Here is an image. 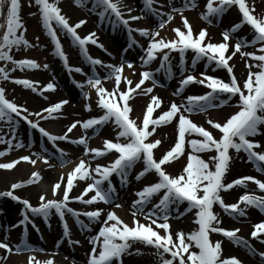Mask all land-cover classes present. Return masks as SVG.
<instances>
[{"label": "snow or ice", "instance_id": "snow-or-ice-1", "mask_svg": "<svg viewBox=\"0 0 264 264\" xmlns=\"http://www.w3.org/2000/svg\"><path fill=\"white\" fill-rule=\"evenodd\" d=\"M89 2L92 5L89 11L97 14L101 23L107 19L113 28L118 26L126 28L131 41L128 48L139 44L132 36L134 31L141 37L147 38V46L140 45L144 53L139 57L142 67L139 72L140 78L133 87V80L124 75L125 65L135 71L133 61L122 57L120 64H113L89 55L86 47L89 43L105 52L107 49L99 42L94 31L81 36L78 29L86 23V20L70 23L58 6V0H27L29 6L34 5L37 8L42 27L54 44V55L63 61L64 66L70 71L73 70L68 64L66 52L63 50L54 24L70 37L73 45L79 47L84 58L93 66L92 74L88 75L84 83L94 89L97 97L95 106L102 111V114L90 116L82 121L74 120L62 135H54L42 127L38 120L58 117L63 106L68 103L67 100L61 99L32 113L25 105L7 98L6 89L0 86V121L7 123L11 133L6 141L7 134L0 135V143H7L10 149L15 140V148L25 147L23 141L17 138V125L23 120L29 128L37 129L43 137L57 146L62 167L70 161L65 159L67 154L64 149L58 147V141L69 140L73 144L84 145V156H88L87 161L84 158L79 159L66 175L60 173V178L51 184V198L45 192H41L39 203L36 205L15 194L13 190L20 188L21 184L13 183L10 190L0 191V197H8L24 205L21 210L22 219L18 224L31 223L35 228L32 216H41L47 222L54 210L63 224V237L68 238L70 244L79 245L81 243L79 240L71 239L70 228L65 219L66 214H71L81 228L89 231L92 222L102 221L95 234L88 238L91 247L85 254L86 264H123V257L132 254L130 250L136 243L155 248L156 264H243V261L236 256L222 257V242L212 241L210 233L223 234L231 241L250 248L264 260V251L257 252L243 237L238 236L239 228L222 226L221 217L214 210V205L218 204L225 213L233 216L247 215L248 207H255L264 212V195L245 191L234 203H226L222 196V192H227L234 186L247 187V181H254L260 190H264V181L253 176H242L226 181V174L229 173L235 158L230 150H235L236 154L244 152L247 160L255 163L257 170L264 171V150H260L264 148V144L256 139L258 136H264V12L257 13L256 0H206L205 11L200 15L208 23H212V17L217 19L222 17L230 6L238 8L241 15L238 22L222 32L223 39L220 42H212L206 28L194 32L193 26L183 15H181L182 27L185 30L181 27L171 29L175 33L172 38L161 35L160 30L165 29V26L173 20L172 12L182 14L187 8H196L197 0H184L182 7H173L170 13H159L153 8L155 0H144V6L149 12L161 16L155 29L148 27L134 29L130 21H137L143 17L132 15L134 9L127 6L124 0H75L80 7H86ZM261 2L264 3V0ZM21 10L22 0H0V18L3 19V23L0 24V29H3L0 35V61H11L19 68H40L41 65L33 59L14 60L13 55L10 54L13 48L18 49L22 45L25 48L44 47L39 44L38 37L36 44H30L25 38ZM29 15H37V13H29ZM163 16H167V19H163ZM243 25L250 26L251 39L235 35ZM233 38L235 42L231 43ZM247 47H252L254 50L244 51L243 49ZM188 50L194 53L191 71L185 63V53ZM123 51L126 52L127 48ZM172 52H178L180 55L181 73L188 72L179 81V87L173 92V96H180L185 87L192 83L204 85L209 91L203 94H190L179 102L172 100L166 108H162L163 100L152 93L160 84L157 73H166L167 79H171L173 75ZM237 53L244 58L247 69V75L243 79L234 74V66L230 63ZM157 58H159V66L154 70L149 68L148 66ZM202 60L205 61L206 67L214 64L216 68L226 69L229 79L226 81L206 72L199 73V76L193 74L197 62ZM96 65L105 68L107 74L103 77L97 74ZM43 67L47 68L48 65L44 64ZM74 71L82 73L83 69L75 67ZM0 75L4 79H9L8 72L3 67H0ZM109 79H114L111 90L102 82ZM146 81H151V86H145ZM15 82L37 91L29 79L15 78ZM84 83L77 82V86L83 89ZM124 84L128 87H123ZM45 88L55 90V84L49 82ZM149 94L152 95L143 110L142 119L139 116L133 117L131 113L134 107L130 103L131 99L137 95ZM83 95L88 99L90 93L83 92ZM234 98H237L233 105L236 110L222 120L208 117L206 123L210 128L190 118L196 113H206L209 109L228 106ZM92 107L91 103L85 104L86 111H91ZM157 110H159L158 114L154 115ZM33 115L38 120L30 119ZM108 123L114 126L115 138L104 139L103 148H90L83 135L78 139H71L69 136L78 124L87 130ZM170 124H175V141L157 157L154 150L162 146V139L154 138L153 134L157 132L158 126ZM93 134L95 135V132ZM27 147L31 148V143ZM6 151L8 149L0 151V157L5 156ZM89 153L92 155L89 156ZM209 153L207 159L202 155ZM32 155L39 157L48 167H53L48 163V156L42 155L41 152ZM106 155H114V159L106 164L97 162L93 166L92 161ZM181 159H184L185 163L178 174L166 170L170 164L179 163ZM18 161H30L33 165L37 163V160L32 159L30 155H22L11 162L0 163V169H11ZM140 161L143 166L137 172L136 179L141 180L149 174H154L156 179L145 183L136 191L137 199L132 202L131 223L125 222L112 208L105 210L94 206L98 202H103L110 206L114 205L117 209L120 208L122 205L115 203L116 188L111 177L116 175L122 183H126L129 172ZM31 177L33 179L23 183H33L34 179L40 178V173L33 172ZM80 181L85 183L83 190L78 195H71ZM155 196H159L158 201L146 210V206ZM73 200L94 207L89 210H77L70 207L69 202ZM185 203L187 206L183 211H179L180 206ZM173 210L179 217L194 213L193 224L196 227L190 231L180 229L173 232L170 223ZM81 215L87 217V224L80 219ZM140 217H143V220ZM15 227L16 225H9L8 229ZM261 234H264V221L256 223L251 232V236L258 240L261 239ZM57 243L59 244V241ZM0 249L6 250L7 253L13 252V249L18 253L45 251L42 248L36 249L27 240H21L20 243L10 246L7 239L0 240ZM135 251L137 254L140 253L138 248ZM27 264H41V262L34 254H30ZM42 264H54V260L49 257ZM73 264H75L74 259Z\"/></svg>", "mask_w": 264, "mask_h": 264}, {"label": "bare ground", "instance_id": "bare-ground-1", "mask_svg": "<svg viewBox=\"0 0 264 264\" xmlns=\"http://www.w3.org/2000/svg\"><path fill=\"white\" fill-rule=\"evenodd\" d=\"M27 1V0H26ZM198 1V0H197ZM129 1H125V4L127 6H130L134 9L133 12H136L140 7V1L139 0H133L132 4H127ZM90 3V2H89ZM91 4V3H90ZM184 3L180 2L179 0H155L153 7L155 10H157L159 13H167L170 10H172V6H175V8H180L182 7ZM257 4V13L264 12V3L261 2V0H256ZM27 10H28V4H26ZM192 11H189L188 9L185 10L182 14L184 16L189 17L190 19V24L193 26L194 32H198L201 28H206L208 30V34L212 39V42H217V41H222L220 38V28H215L211 26H207V23L204 22V20L201 18V12L205 11V7L202 4L201 7L199 8H190ZM26 10V11H27ZM144 13H146L147 16H153L157 17L158 14H151L148 10H143ZM75 11L68 12L65 16L67 18H72L74 17ZM172 12V11H171ZM181 13H176L172 12L173 15V20L169 22L168 25L165 26V29H161V35H163L165 38H172L174 37L175 33L171 30L176 27H181L182 30L183 27L181 25ZM28 16L29 15L28 13ZM94 16L95 13H91L89 15L91 22L87 25H84L82 28H88V26H92L94 23ZM197 16H199L197 18ZM238 14L234 10V8H228L226 13H223L222 17H220L219 21V27L224 26V24L227 22V20H230V18L237 17ZM36 23V27L40 29L42 25L38 24L41 22L39 15H35L34 19H32ZM131 25L133 28H139V27H148L151 29V23L148 22H142L141 20H138V22L135 23V21H130ZM42 24V22H41ZM100 28V32L96 34L98 37V40L100 43H102L105 48L107 49V52L102 50L100 47L96 45H92L91 50L96 52L99 55L100 60L108 63H113L114 60H121L123 57L124 59H134L136 62L133 64V68L135 71L133 72L130 70L128 73L124 74L127 75L129 79L133 80V85L135 84L136 80L138 79L137 76V71L139 72V69L142 70L141 67V61L139 59V49L137 45H133L132 47L128 48L127 51H122L123 46L121 45L123 41L126 42L127 36L125 35L124 29H121L119 26L116 28H113L111 25L106 26L105 24H99L98 22L95 24ZM94 28V27H93ZM43 27L41 28L42 32ZM40 32V33H41ZM45 33V30H44ZM42 34V37L38 36V31L36 30L34 40L37 42V37L39 38V44L44 45V47H39L36 46L35 50L30 49L28 53L30 55H24V56H19L18 59L21 58H26L29 59L30 57L33 58L35 61L38 59H41L42 56L47 59V63L49 62L50 64H47L48 67L44 68L43 65L40 68H37V73L38 75L41 76V81H53L55 84L56 89L51 90V97L52 93L54 94L53 97L59 95L60 98H58L57 101L61 99H66L68 103L63 106L61 109V114L56 117V118H48L46 120H53L54 124L56 125L55 127H45L46 120H38L37 117L30 116V119L33 120H38L40 125L47 129V131L51 132L54 135H62L64 128L63 127L65 121L67 118L71 117H81L82 114H95L98 112V109L95 106V99L94 96L89 95L88 99H85L84 96H80V87L79 89H74L76 87H73L72 82L66 77L63 76L61 73V68L57 66V64L54 63V58L52 57L53 49H52V41L49 39V36L45 34ZM236 36H242V37H247L248 39L250 36H248V33H241L238 32L235 34ZM134 36L135 39L138 42H147V38L141 37L137 32L134 31ZM207 39V38H206ZM63 41V40H62ZM233 41L235 42V38H233ZM124 42V43H125ZM231 41V43H234ZM91 44V43H89ZM125 45V44H123ZM247 49V48H246ZM52 50V51H51ZM250 51V50H246ZM108 53H111L109 55ZM68 57L72 61L73 57H71L70 53H67ZM177 54V53H176ZM187 52L185 53V56L187 57ZM78 58V57H77ZM157 58L155 61H153L148 67L151 69H156ZM171 59H172V64H173V75L171 79H167L166 75L163 77L161 73H157V79L160 81L159 86H156L154 88V91L152 94L158 95L162 100L163 104L161 105L162 108H166L167 105L172 101L176 100L179 102L181 99L187 96L184 93L182 94V97H174L173 96V88L176 87L177 80H179V75L181 74L180 71V62L176 61L175 54L172 52L171 53ZM57 63L59 62V58H56ZM80 68L83 69L82 73H78L74 71L73 68V76L76 78L80 76V74L84 76H88L92 73V67L89 66L87 63H85L84 59L79 58ZM185 63L189 71L192 70V58L185 59ZM231 64H233L235 69L234 71L238 73L237 77L242 79V75L244 74V77L247 75V69L245 68V63L243 58L240 56L239 53L236 54V56L233 57V60L230 61ZM120 64V63H118ZM75 65V64H74ZM98 68V71L101 73L100 75L105 76L107 74L106 69L100 67L99 65H96ZM97 71V70H96ZM196 71V72H195ZM201 71H208V72H213V73H222L221 68H216V66L213 64L211 66H205V61H199L197 62L195 66V70L193 74L198 75V73H201ZM198 72V73H197ZM187 75L188 72H185ZM33 80V79H32ZM31 80V81H32ZM35 87L34 81H32ZM104 85L111 90L114 84V79H109V80H104L102 81ZM148 81L145 82V86H150L147 84ZM47 83H43V85H46ZM124 87V85H123ZM36 88V87H35ZM175 89V88H174ZM22 91L12 97V89L9 90V94H7V98L9 99H14V101L18 104H23L25 105L30 112L35 113L37 111H40L41 108L43 107V103H45L44 99L45 96L41 95V91H33L32 88H26L25 86ZM82 90V89H81ZM186 90L188 92H192L190 94H203L209 89H207L204 85H199L196 83L189 84L186 87ZM147 96L145 95H137L134 96L130 103L134 107V111L131 113L133 117L139 116L142 119V113L143 110L146 108V105L150 99V95ZM80 98L81 97V102L78 104H74L73 101H70L71 98ZM235 99L234 98L228 106H224L221 108H216L212 110H208L206 113L203 115H198L193 114L191 116V119H194V121H197L198 123L203 124L205 127H209L206 123V119L208 117L217 119V120H222L224 119L227 115L231 114L233 111L236 109L233 107L235 104ZM56 101V102H57ZM91 103L92 104V110L91 111H86L85 110V104ZM159 110H157L154 115L158 114ZM72 120H69L71 122ZM18 131H17V138L21 139L27 147L29 143L32 144V146H37V143L39 144L40 142V136L38 133L37 129H32L29 128L27 123H25L23 120H20L19 124L17 125ZM62 129V130H61ZM211 130V129H210ZM86 132V131H85ZM88 136L92 137L95 135H106V137H112L114 133V128L111 125H104L101 128H96V129H87ZM7 134V135H5ZM0 135H5V141L11 136V133L9 132V128L6 122L0 121ZM77 135L76 128L69 133V136L71 139H78L79 136ZM154 138H160L162 139V146H158V150H154V154L160 152L163 148H165L166 145L171 144L173 140H175V124H170V125H161L158 126L157 132L153 134ZM87 139V138H86ZM256 139L261 140L262 144H264V136H258ZM91 143V148H103L102 142L104 141V138L99 139L97 136L94 137V139H87L88 142ZM15 140L13 143V146L9 149V146L7 143H0V151H4L5 149H8L6 151L5 156L0 157V163H8L11 162L14 159H18V157L22 155H26L24 152H22L20 149L21 148H15L14 147ZM57 145L59 148L64 149L65 153L67 154L65 156V159L70 161V163L65 164V168H63L60 171H54L53 168L60 164V156L58 154H55L56 152L51 148V147H46V151L44 149V154L49 157L48 163L53 165V167H48L47 164L43 161L40 164V169L39 173L43 178V181L47 184L45 187L38 188L35 186L34 182L31 184H24L23 182L29 179H33L31 177V173L27 170L28 165L27 163H30V161H18L16 165L13 166L11 169H0V191H6L11 189V185L13 183H18L21 184L22 186L20 188L14 189L13 191L15 194L21 196L22 198L30 200V202L33 205H36L39 203V194L41 192H45L49 198H51V184L54 183L57 179L60 178V173H64L65 175L67 172H69L75 165V163L79 162V159L84 158L86 161L88 160V156H84V145L80 144H73L69 140L65 141H58ZM20 151V152H18ZM39 151V150H38ZM231 154L235 157L234 160L231 163L230 166V171L229 173L233 172H243V175H238L239 177L241 176H248V174H252L253 177H256L262 181H264V171H259L257 170V167L254 162H249L247 158L242 157V151L239 154L235 153V150H230ZM92 154L89 153V156ZM205 159H207V156L209 154H202ZM114 159V155H107L104 157H98L95 161H92L93 166L95 163H101V164H106L110 160ZM185 163L184 159H181L179 163L173 162L167 167V171L170 173H175L178 174L182 170V165ZM61 165V164H60ZM113 180V184L115 185L116 188V195L117 199L116 201L120 200L122 201L121 204L123 205L125 209H122L121 207L118 209L112 208L117 212V214L125 220V222L131 223L132 221V215L129 209L132 208V204H130L126 197L129 196V194L132 192L133 188L142 182L143 180H137L133 174L128 175V180L126 183H122L121 179L113 175L111 177ZM90 182V181H89ZM247 187L245 186H235L231 190H228L227 192H222L223 197L225 199H229L230 201H235L238 194L244 193L245 191L248 192H253L256 195H264V193L258 188V186L255 184L254 181H247ZM145 184V183H144ZM142 184V185H144ZM85 186V183L83 181L79 182V186L74 189V191L71 193V195L75 196L78 195L82 190L83 187ZM106 187V185H105ZM121 192L125 194L126 196L123 197L121 195ZM0 199H3V211L0 213V237L5 240L7 239L11 244H16L20 243L21 240H27L31 245H33L36 249H44V252H39L36 251L34 253H29V252H16L15 249H13V252L7 253L5 250L0 249V263L1 264H27L28 261V256L30 254H34L38 260L41 262L48 259L51 257L54 260V264H73V259L75 261V264H86V258L83 255V250L84 249V244L86 241H88L89 234L91 231L94 230L95 225L99 223L100 221L92 222L90 228L91 230L83 229L81 226L78 224L76 226V221H74L73 216L71 214H66L65 219L68 222L69 228H70V234H71V239L74 240H79L81 243L79 245H74L75 248V253H71L68 251L67 248L60 247L56 251H54L56 248L54 247H48L45 243V241L50 242L53 238L61 239L63 238V231L60 227L59 220L57 217L55 218V213L53 210V214L49 217V225L46 227L45 225H42V233L41 235H37L34 231H30L28 229L24 230L22 227L18 228L17 226L15 228H11L10 230L8 229L9 225H16L15 220H13V213L23 209L24 205L22 203H19L15 200H12L11 198L8 197H0ZM116 203V202H115ZM70 207L77 209V210H89L90 208L94 206H98L100 208H103L104 206H108L107 204H104L103 202H98L97 205L94 206H86L83 205L82 203L78 201H70L69 202ZM187 204L185 203L182 206H186ZM243 206V205H242ZM147 208H150L149 205L146 206ZM109 209V208H108ZM107 209V210H108ZM247 215L245 216H233L230 215L229 213L226 214H218L221 217V222H226L230 226V228H239L240 232L238 233V236L243 237L248 244L251 245V247H254L257 252L264 250V234H261V239L258 240L254 237L251 236V232L253 231V228H251L248 223L245 224V222L239 223L240 220H247L250 219L251 217L259 218L261 219V216H264V212L260 211L259 209L255 207H248L246 209ZM193 213L186 214L183 217H179L178 213L173 210L172 218H171V226H172V231L175 232L176 230L183 229L185 231H190L192 230V225L193 220H192ZM59 218V217H58ZM80 219L84 221L85 224L88 223L87 217H84L81 215ZM141 220H143V217H140ZM58 220V221H57ZM264 220V218H263ZM196 226V225H195ZM155 227V226H154ZM162 231V230H161ZM44 240V241H43ZM217 241V240H215ZM222 253L225 251H232L236 257L240 258L243 261V264H259V256L255 252H252L250 248L245 247L243 244H237L229 239H226V241L222 240ZM136 248H133L131 250L132 254L128 255L130 263L134 264V262H139L140 264H149L153 260V253H136ZM15 251V252H14ZM250 251V252H249ZM248 252V253H247ZM136 260V261H135Z\"/></svg>", "mask_w": 264, "mask_h": 264}, {"label": "rangeland", "instance_id": "rangeland-1", "mask_svg": "<svg viewBox=\"0 0 264 264\" xmlns=\"http://www.w3.org/2000/svg\"><path fill=\"white\" fill-rule=\"evenodd\" d=\"M205 2V0H199L198 1V3H204ZM26 4H28L27 3V1L26 0H22V10H21V17H22V20H23V22H24V26H25V31H24V35H25V38L30 42V44H35V40H34V37H36L35 36V32H36V30L38 31V36L39 37H42V34L44 33V29H42V32H41V28H42V26L40 27V29H38L35 25H36V23L32 20V17H30V16H28V14H27V11H29V12H31V13H34V12H37V8L33 5V6H29L28 5V10H27V6H26ZM58 6L61 8V11H62V13L64 14V15H66L68 12H71L72 10L73 11H75L74 13H75V15H74V17L72 16V18H68L69 19V21H70V23H75L77 20H81V19H83V17L85 16V14L86 15H88V17H89V15L92 13L91 11H89V9H91V7H92V5L90 4V3H88L87 4V6L86 7H80V6H77V4L75 3V0H58ZM141 6H142V4H141ZM143 8V7H142ZM27 10V11H26ZM137 16H142L143 18H145V16L139 11L137 14H136ZM86 19V21L88 20V18H85ZM160 20V19H159ZM94 21L96 22V14H95V17H94ZM3 23V19L2 18H0V24H2ZM89 22L87 21V23L86 24H88ZM230 23V21L226 24V27H227V25ZM95 24V23H94ZM153 24H157V21H154V23ZM39 25H41V23H39L38 24V26ZM85 25V24H84ZM84 25H82L79 29H78V32H79V34L81 35V36H83V35H86V34H88L89 32H95V33H97V27H95V28H93V24H92V26H88V28L86 27V28H83L82 29V27L84 26ZM225 27V28H226ZM82 29V30H81ZM222 29V28H221ZM2 31H3V29H0V35H2ZM58 31L59 32H57L58 33V35H59V38L60 39H63V43L65 44V50H66V53H70L71 55H72V57H73V61L75 62V63H77L79 60V58L81 57V54H80V52H79V49H78V47L77 46H74L73 45V43H72V41H71V39L69 40L68 39V36L64 33V32H62L61 30H59L58 29ZM41 32V33H40ZM45 34V33H44ZM86 47H87V49L89 50L88 51V53H89V55H91L92 57H94V58H96V57H99L98 56V54L96 53V52H94V51H92L91 50V48H92V46L91 45H89V44H87L86 45ZM34 47H27V48H25L23 45L20 47V48H13L12 49V51L10 52V54H12L13 55V57H14V60H17L16 58L18 57V56H20L22 53H24L23 54V56L24 55H30V53H28V51L30 50V49H33ZM30 52V51H29ZM53 58H54V63L55 64H57V61H56V59H55V57L54 56H52ZM78 57V59H76ZM47 62V59H43V58H41L37 63L38 64H45ZM49 63V62H48ZM48 63H46V64H48ZM50 64V63H49ZM0 67H3V68H5V70L8 72V77L9 78H12V80L14 79V78H21V77H27V75H29L30 77H32L33 78V80H34V82L36 83V86H37V88L38 89H40V86L43 84V83H49V82H52V81H41L40 79H41V76L40 75H38V73H37V68H34V69H29V68H27V69H22V68H19V67H15L14 65H13V63L11 62V61H0ZM24 70H26V71H24ZM65 75V74H64ZM243 77H244V75H242ZM242 77V78H243ZM29 79V78H28ZM87 80V78L86 77H80V79L78 78V79H73V82H74V84H76V87H77V82H80V83H84L85 81ZM0 86H2V87H4L5 89H6V95L7 94H9L10 92H9V90L10 89H12V97L13 96H15V95H17V94H19L22 90H21V88H22V85L21 84H18V83H16L15 81L13 82V81H10V79H4L3 78V76L2 75H0ZM87 88H90L86 83H84V88H83V90H82V93L83 92H85V90H88ZM78 89H79V87H78ZM43 93H45V92H43ZM95 93V92H94ZM48 95H50V94H48ZM94 97H95V99H96V95H94ZM58 98H60L59 96H56V97H54L53 98V100H51V101H56ZM77 102V101H76ZM44 104V103H43ZM48 104H50V102H48ZM100 110V109H99ZM101 111V110H100ZM101 114H102V111H101ZM200 114H203V113H200ZM83 117H84V115H83ZM85 118V117H84ZM83 118V119H84ZM69 119H71V120H73L74 119V117H71V118H68L66 121H65V124H67V122H68V120ZM194 121V120H193ZM45 123V127H50V126H56L55 124H54V122H53V120H46V122H44ZM64 124V125H65ZM112 125V124H111ZM39 136L41 137V140H42V135L39 133ZM174 141L175 140H173V142L171 143V144H168V145H166L165 146V148H163L162 150H161V152L160 153H158V157L160 156V155H162V153L164 152V151H166L173 143H174ZM43 144H44V147H47V146H49L50 147V145L48 144V142L45 140V139H43ZM32 145V144H31ZM39 147H37V146H32L31 148H29V147H23V148H21L20 150L22 151V152H24V153H27L28 155H30L33 159H36L37 160V163L35 164V165H33L30 169H29V172H33L32 170L33 169H36V168H38L37 166H38V163L41 161V159L39 158V157H37V156H35V155H32V153H35V152H37L38 150L39 151H41V153H43L42 151H43V149H41V148H39ZM262 150H264V148L262 149ZM55 151V150H54ZM56 152V151H55ZM56 153H58V152H56ZM59 154V153H58ZM143 165L142 164H140V163H137L134 167H133V173L134 172H136L138 169H140L141 167H142ZM63 168H65V165L62 167L61 165H58V166H56V167H54L53 168V170L54 171H58V170H61V169H63ZM242 172H235V173H227L226 174V180H229L230 178H232L233 176H236V175H238V174H241ZM34 185L35 186H37L38 188H41V187H45L47 184L43 181V178H42V176L40 175V178L39 179H35L34 180ZM3 205V204H2ZM182 206V205H181ZM180 206V207H181ZM108 207H105V208H103V209H107ZM1 202H0V211H1ZM132 210V209H131ZM216 210V212L218 213L219 211H220V209H215ZM16 215H19V218H20V216H21V213L20 212H17L16 213ZM16 215H14V217L16 218ZM193 215H194V213H193ZM261 217H264V216H261ZM33 222L35 223V222H39L40 221V218L39 217H37V216H33ZM262 219V218H261ZM261 219H259V218H255L254 216L253 217H251L250 219H247L246 221L244 220V222H245V224L246 223H248V225L252 228L253 227V225L255 224V223H257L259 220H261ZM35 225H36V229L39 227V224H36L35 223ZM228 223H226V222H222V226H225V227H228ZM33 227V226H32ZM34 228V227H33ZM219 235H217V234H215L213 237H212V241L213 240H220L221 241V239L222 238H220V237H218ZM133 248H138V249H140V253H144V252H147V253H150V252H152V253H154L155 254V249L154 248H151V247H149V246H146V245H143V244H141V243H136V244H134L133 246H132V249L131 250H133ZM252 248H254V247H252ZM255 249V248H254ZM130 250V251H131ZM264 251V250H263ZM152 255L153 256V260L149 263V264H153L154 262H156V257H155V255ZM230 255H233V252L232 251H227V252H223L222 253V257H224V256H230ZM262 259L260 258V260H259V262L261 261ZM136 261V260H135ZM263 261V260H262ZM261 261V263L262 264H264V262H262ZM126 263H129L130 264V261H129V259H128V257H127V255H126ZM1 264V263H0ZM134 264H140V261L137 263V262H134Z\"/></svg>", "mask_w": 264, "mask_h": 264}]
</instances>
